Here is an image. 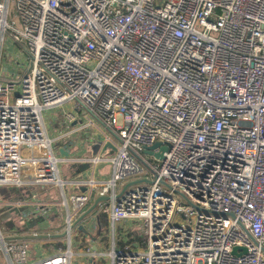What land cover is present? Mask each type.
Returning a JSON list of instances; mask_svg holds the SVG:
<instances>
[{
	"label": "built area",
	"instance_id": "2783aa9c",
	"mask_svg": "<svg viewBox=\"0 0 264 264\" xmlns=\"http://www.w3.org/2000/svg\"><path fill=\"white\" fill-rule=\"evenodd\" d=\"M5 39L30 60L0 74V187H27L42 214L64 207L68 236L94 192L108 196L112 224L139 221L145 243L113 244L111 264H264V0H0ZM72 100L92 116L79 123L115 136L76 161L42 116ZM59 161L88 166L64 180ZM130 177L151 182L119 194ZM4 240L25 263L28 242ZM68 242L31 264H70Z\"/></svg>",
	"mask_w": 264,
	"mask_h": 264
},
{
	"label": "rangeland",
	"instance_id": "374dc122",
	"mask_svg": "<svg viewBox=\"0 0 264 264\" xmlns=\"http://www.w3.org/2000/svg\"><path fill=\"white\" fill-rule=\"evenodd\" d=\"M29 56L26 54L24 46H21L19 44L13 43L12 41L5 39L3 45L0 47V74L6 78H16L18 75L22 74L26 71V68L29 64ZM76 100L72 101H66L60 104L59 106L55 108H49L44 109L42 111V116L44 120V124L47 129V133L50 136L51 139H53V150L55 154H59V148L61 146L66 147L67 158H78L80 156H83L84 153L80 152V148L78 147L79 144H82L83 142H86L90 144L89 151L85 156L88 155H94L95 151L94 148L101 146L103 144V138L104 134L103 132L110 134L113 138L115 136L109 131L106 127H104L98 120L95 119L97 125L103 132L98 130L95 127L87 126L85 124L79 123V120L82 119V116L84 114H89L88 111L81 107L75 108ZM66 112H73L76 114L78 124L70 123L66 124L63 121V116ZM90 115V114H89ZM91 116V115H90ZM92 117V116H91ZM118 122H120V118H118ZM79 137H82L81 140H79ZM114 154L113 150L110 148H107V150L102 154L104 159H109ZM141 158L145 162H154L155 158L147 153L142 152ZM77 164L67 161H59L58 162V168L60 172V176L64 180H76L78 176L82 173L81 171L77 172L75 169ZM76 167V168H75ZM98 179L102 182L108 180L111 177L112 174V165L108 162V160H103L98 165ZM136 180L134 177L125 178L123 180V184L126 185L128 182ZM139 183L133 184L128 186V188H132L135 185ZM4 188L8 193L13 192L14 187H1ZM124 187L121 186V182H117V192H121ZM15 191V190H14ZM77 191L75 189H68L67 195H70L72 193H76ZM14 193V192H13ZM93 197H96V199H91L90 203L86 205L84 209L80 211V214L74 219L73 223L76 222L79 219V217L85 213L89 207L97 200L98 198H101L99 201L101 204L93 210L89 211L81 220L83 222V225L85 230L89 232V234H92L93 237H96L97 240H99V245L101 246L103 252H100L99 255L96 256V258L93 261V264H111V257L108 255V252L111 250L112 246V239L115 234H113V227H112V220H111V200L106 197L99 196L97 192H94ZM2 198V197H1ZM5 199V198H2ZM18 202V201H17ZM0 206H2V202L0 200ZM97 206V205H96ZM30 212L27 214V219L23 218V222H26V220H29V218H35L37 215L41 216V211L43 209V206L41 207H31ZM66 218V212L64 211L59 216H56L54 219V225L51 226L49 230H54L57 233H60L61 235H65L67 237L66 231H67V223L65 221ZM177 219V218H176ZM85 221V222H84ZM139 221L133 220V219H121L120 221L115 223L114 230L116 229V235L120 233H125L126 231H129V229L133 228V231L136 233H140L142 231V228L140 227V223L137 224ZM75 225V223H74ZM13 229H18V226H15ZM79 230L77 227H72L71 232V240L72 242L76 241L79 234ZM82 238H85L82 234ZM116 236V241H117ZM29 244V243H28ZM82 246V245H80ZM83 248V247H81ZM32 252L30 253V246L29 251L27 254V259L25 263H17V264H30L31 259L33 258ZM74 252V249H73ZM73 258V256H72ZM72 260V259H71ZM0 262L1 264H6L5 258L0 255Z\"/></svg>",
	"mask_w": 264,
	"mask_h": 264
},
{
	"label": "crops",
	"instance_id": "0c3cea01",
	"mask_svg": "<svg viewBox=\"0 0 264 264\" xmlns=\"http://www.w3.org/2000/svg\"><path fill=\"white\" fill-rule=\"evenodd\" d=\"M82 137H79V140H81ZM78 147L80 148V152L84 153L83 156H80L78 158H86L90 157L91 155L85 156L87 152L89 151L90 144L83 142L82 144H79ZM61 148H64L66 151V147L61 146L59 148V151ZM98 148V147H97ZM97 148L94 150L96 151ZM63 149V150H64ZM61 155L64 158L66 155H63L62 152H60ZM78 158H70L73 159V161H76ZM68 159V158H67ZM77 164V168L75 169L77 172L85 171L87 169V166L85 164L79 163V162H72ZM5 190V189H4ZM15 190V191H14ZM8 191V190H7ZM6 190L3 191V188L0 187V200L2 202V206H0V217H4V206L8 203H14L17 204V206H21L24 208L29 207V200L26 199L28 196V188L27 187H14L13 192L8 193ZM98 194V193H97ZM5 199H2V198ZM104 197V196H102ZM91 199H96V197H91ZM90 199V200H91ZM18 201V202H17ZM16 202V203H15ZM90 203V201H89ZM101 203L99 202L97 206H99ZM44 210L46 211L45 214L41 213V218L43 220L37 219L35 221H28L23 222L22 220L19 222H16V226H18V229H9L5 226V222H2L3 220H0V233L4 237V241L6 243L10 242H20V241H27L30 246V253L32 252L33 258L31 259V262L34 263L40 259H43L45 257H48L59 248H68V239H70V248L74 249L73 252V258L71 257L70 264H93L94 259L97 255L100 254V252H103L101 246L99 245V240H97L96 237H93L92 234H89L87 230L84 228V224L82 220L75 222L74 227H77L79 232V236L76 241L72 242L71 240V234L70 236L65 237V235H61L60 233L55 232L54 230H49L52 228L51 226L54 225V219L56 216H59L65 211L64 207H49L44 205ZM25 219H27V215L24 216ZM80 218V217H79ZM85 222V221H84ZM84 226H83V225ZM10 226V224H9ZM80 226H82V229H80ZM113 227V236L112 239V246L115 244V246H122L124 244V241L127 240V243L131 247H138V248H144V237L141 235V233H136L133 231L132 227L129 229V231H126L125 233H120L116 235V229L114 230L115 224H112ZM72 232V231H71ZM82 234L85 238H82ZM117 236V241H116ZM82 245V246H80ZM83 247V248H81ZM110 252V251H109ZM108 252V253H109ZM0 255H2L5 260L6 264H17V262L14 260V255L11 252H7L4 247L3 243H0ZM1 264V262H0ZM31 264V263H30Z\"/></svg>",
	"mask_w": 264,
	"mask_h": 264
},
{
	"label": "water",
	"instance_id": "95a60500",
	"mask_svg": "<svg viewBox=\"0 0 264 264\" xmlns=\"http://www.w3.org/2000/svg\"><path fill=\"white\" fill-rule=\"evenodd\" d=\"M158 144H154V146L150 147L149 149H145L144 150V153H147V154H152L153 151H152V148H154L155 146H157ZM106 146H109V144H106ZM97 147L94 148V150L96 149ZM162 150H165V146L162 147ZM60 152L63 153V155H67V151L63 150V149H60ZM155 157L157 158H160L161 157V154L160 153H156L154 154ZM139 159H141L139 156H137ZM86 166H88V164H85ZM140 182H151L150 180L148 179H136V180H132L130 182H128L124 188L122 189V191L125 190V188H127L128 186L130 185H133V184H136V183H140ZM121 191V192H122ZM121 192L119 194H121ZM118 194V195H119ZM107 198V196H104ZM27 200L30 199V191H28V196L26 197ZM101 200V198H98L97 200H95V202L89 207V209L83 213L80 218L77 220H81L89 211L93 210L96 205L99 203V201ZM3 212H4V217L1 218L0 217V220L2 219L3 221L2 222H5V226L9 229H12L16 226V222L17 221H23V218L24 216H26L29 212H30V208L27 207V208H24V207H21V206H17L15 205L14 203H8L4 206V209H3ZM37 219H40V220H43L39 215H37L35 218H29V220H26V222L28 221H35ZM10 224V226H9ZM80 229H82V226H80Z\"/></svg>",
	"mask_w": 264,
	"mask_h": 264
},
{
	"label": "trees",
	"instance_id": "16d2710c",
	"mask_svg": "<svg viewBox=\"0 0 264 264\" xmlns=\"http://www.w3.org/2000/svg\"><path fill=\"white\" fill-rule=\"evenodd\" d=\"M3 191H5L4 188H3ZM97 207H98V206H96V208H97Z\"/></svg>",
	"mask_w": 264,
	"mask_h": 264
}]
</instances>
